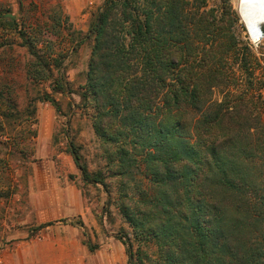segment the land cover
Returning a JSON list of instances; mask_svg holds the SVG:
<instances>
[{"label":"trees","instance_id":"obj_1","mask_svg":"<svg viewBox=\"0 0 264 264\" xmlns=\"http://www.w3.org/2000/svg\"><path fill=\"white\" fill-rule=\"evenodd\" d=\"M10 20L18 27L14 15ZM237 20L227 0L221 15L188 0H105L90 25L87 38L94 44L81 97L85 104L93 102V125L104 141L130 138L145 154L156 192L142 194L137 206L122 205L121 211L146 241L157 240L161 264H264V180L249 170L253 157L233 140L237 115L220 104L204 116L203 132L191 142L182 134L178 113L185 106L201 108L203 91L221 83L219 70L231 56L247 65L246 47L233 29ZM22 39L35 59L32 67L41 64L52 75L49 60ZM53 88L65 92L61 79ZM4 94L0 89L8 110L0 115L16 121L20 111ZM38 99L60 110L48 93ZM259 144L264 149V141ZM79 149L71 142L67 153L83 182L106 187L103 172H90ZM117 153L126 168L122 176L141 171L133 151L122 146ZM76 225L85 235L83 221ZM119 238L127 246L128 264H145L128 235ZM84 243L92 252L99 248Z\"/></svg>","mask_w":264,"mask_h":264},{"label":"rangeland","instance_id":"obj_2","mask_svg":"<svg viewBox=\"0 0 264 264\" xmlns=\"http://www.w3.org/2000/svg\"><path fill=\"white\" fill-rule=\"evenodd\" d=\"M188 1L201 11L215 9L219 15L223 14L226 2ZM227 1L239 18L233 29L241 46L246 47L247 65L242 64L238 55L225 61L219 70L224 74L221 83L203 91L201 108L185 106L179 110L181 131L191 142H196L198 134L203 132L204 116L214 114L220 104H225L224 111L229 107L237 115L238 123L232 130L237 137L233 139L236 146L253 157L247 160L249 170L264 180V149L259 144L264 141V25L263 38L254 42L239 15L238 0ZM104 2L0 0V89L14 102L16 111H20L16 121H4L0 115V264H15L14 258L20 259L19 254L22 256L29 246H34L36 256L48 254L42 248L46 237L63 239L72 226L78 227L79 220L86 228L82 242L99 245L91 251L98 257V263L128 264L127 246L119 238L127 234L143 263L161 264L157 240L146 241L121 211L122 205L137 206L142 194L156 192L151 176L146 173L145 154L135 148L130 138L119 143L104 141L93 125L96 115L93 102L85 104L81 97L86 89L94 44L87 35ZM12 15L18 19V27L12 25ZM22 36L49 60L52 75L41 64L32 67L35 59ZM81 39L85 41L74 49ZM56 60L62 64L58 65ZM58 79L65 85V92L53 88ZM45 93L58 101L59 111L50 102L38 99ZM1 109L7 111L8 106L0 97ZM71 142L80 148L90 172H103L106 187L83 182L81 171L67 153ZM233 145L232 142L227 146L229 151ZM122 146L133 151L138 159L141 171L135 176L121 175L126 168L119 163L117 149ZM159 170L163 171L161 167ZM53 178H58L60 183L56 191H66L62 185L66 180L80 191L85 215L62 218L63 221L40 229L36 216V206L43 204L39 186ZM56 241L51 246L57 250L52 252L54 259L50 264H63L56 260L64 253L61 250L64 243ZM78 254L82 252L79 250ZM35 264L45 263L39 259ZM87 264H91L89 259Z\"/></svg>","mask_w":264,"mask_h":264},{"label":"crops","instance_id":"obj_3","mask_svg":"<svg viewBox=\"0 0 264 264\" xmlns=\"http://www.w3.org/2000/svg\"><path fill=\"white\" fill-rule=\"evenodd\" d=\"M52 176L53 175H51V178ZM57 180L58 178L50 179V182L46 180V182L41 183L39 186L38 191L40 194V200L43 201V204L41 206H36V216L41 225L50 222L55 224L57 221H63L66 217L70 218L75 215H82L84 217L85 215L83 210V198L80 191H78V189L75 188L74 185H71V183L67 180L64 183L62 182L66 191H56L57 189L55 187L60 184ZM51 187L53 188L51 189ZM81 230V228L72 226L71 232L69 231V233L62 237L63 239H59L57 241L48 235L46 237V245L43 244L42 247L48 250V254H44V256H36L34 255V246H29V248L25 247L27 250L23 252L22 256L19 254L20 259L17 260L16 258L15 260L14 258V263L35 264L40 259L41 263L50 264L54 259L53 254L57 250L51 246H53V243L56 241L64 243V245L61 246V250L64 249V253L56 260L57 262H61L63 264H87L89 259L91 264H102L98 263V257L91 254L90 249H87L86 245L82 242L84 233ZM29 249H31V251ZM79 250L82 254H78Z\"/></svg>","mask_w":264,"mask_h":264},{"label":"bare ground","instance_id":"obj_4","mask_svg":"<svg viewBox=\"0 0 264 264\" xmlns=\"http://www.w3.org/2000/svg\"><path fill=\"white\" fill-rule=\"evenodd\" d=\"M260 1L264 5V0ZM238 3L239 15L242 16L251 39L254 42H259L263 38L261 30L259 29V25L264 23L263 5L259 3V0H238Z\"/></svg>","mask_w":264,"mask_h":264},{"label":"water","instance_id":"obj_5","mask_svg":"<svg viewBox=\"0 0 264 264\" xmlns=\"http://www.w3.org/2000/svg\"><path fill=\"white\" fill-rule=\"evenodd\" d=\"M259 3L263 5V3H261V1H260V0H259ZM262 7L264 8V5H263ZM238 12H239V14H240V11H238ZM240 16H241V15H240Z\"/></svg>","mask_w":264,"mask_h":264}]
</instances>
